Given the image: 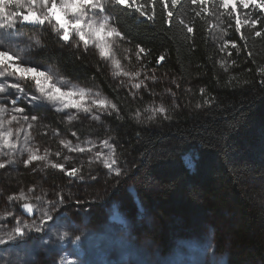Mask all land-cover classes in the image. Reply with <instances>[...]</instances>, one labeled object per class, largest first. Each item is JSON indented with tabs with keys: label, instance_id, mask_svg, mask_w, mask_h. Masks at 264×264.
<instances>
[{
	"label": "trees",
	"instance_id": "1",
	"mask_svg": "<svg viewBox=\"0 0 264 264\" xmlns=\"http://www.w3.org/2000/svg\"><path fill=\"white\" fill-rule=\"evenodd\" d=\"M139 3L147 5L149 0ZM206 7L211 12L197 16L200 7L181 0L171 25L159 2L154 19L135 9L112 7L129 55L147 71L172 78L178 97L175 103L167 100L169 118L151 120L144 112L137 119L135 113L141 114L154 100L149 90L118 82L94 50L65 43L51 30L43 34L38 60L52 63L71 80L98 86L119 112L105 115L100 123L87 117L66 123L50 109L38 108L36 113L47 121L50 134L45 139L52 144L57 141L49 136L59 128L82 137L111 135L115 156L128 172L122 178H106L99 168V194L108 197L97 201V208L104 211L118 202L134 216L139 211L137 197L153 215L139 230L163 246L182 234L210 232L231 264H264V189L257 184L264 170V76L259 73L264 67V37L257 38L245 26L243 43L219 0H210ZM237 10L244 19L245 9ZM246 10L249 18L264 16L259 9ZM188 26L194 27V34L187 33ZM226 41L238 43L240 50L230 45L221 50ZM138 46L146 50L142 58ZM160 55L165 57L162 62ZM187 154L194 160L191 166ZM26 169L21 174L1 172L2 186L12 189L31 181L34 176ZM83 173L90 175L88 170ZM50 181L72 194L80 186L78 180L57 175Z\"/></svg>",
	"mask_w": 264,
	"mask_h": 264
},
{
	"label": "rangeland",
	"instance_id": "2",
	"mask_svg": "<svg viewBox=\"0 0 264 264\" xmlns=\"http://www.w3.org/2000/svg\"><path fill=\"white\" fill-rule=\"evenodd\" d=\"M113 5L114 3L105 0L104 11L88 9L87 16L90 19L96 20H102L107 16L110 26L118 30L112 12ZM238 6L243 7L239 4L237 7ZM249 8L255 7L250 6ZM246 13L248 15L251 14L250 11L245 9V14ZM18 29L19 31L15 35L12 34L14 30L0 29V39L4 40L5 50H11L13 54L20 55L22 59L29 60L34 66H44L45 70L51 71L54 81L63 79L67 82V87L61 84L62 88H75L77 90L84 88L89 90L93 98H106L111 103H114V101L98 86L71 80L63 76L52 63L38 60V55L43 49V34L46 30H51L50 25H25L18 22ZM52 34L57 35L55 32H52ZM30 40L33 42L39 40L40 45L26 47V44H28ZM77 40L78 38L74 37L72 42L74 46H76L74 41ZM112 43L113 58L121 62V67L124 71L131 73L139 71L141 73L138 78L125 77L123 74L117 75L116 73L118 70L115 68L112 59L102 58L106 61L112 77L134 90H137L134 88V84L143 80L144 85H142L140 89L145 91L149 90V94L151 93L154 97V100L146 106L139 117L142 118L144 112V117L151 120L159 118L160 116L165 117L159 113L154 114L152 109L160 106H164L167 109V100L173 101L174 103L177 102L176 97H178V95L173 88L174 84L172 78L157 74L155 71L149 72L144 69L143 66L140 65V62L126 51V47L123 45L121 38H113ZM79 48L85 50L83 45H80ZM87 50H94L99 55V50L93 45H89ZM123 53L126 55L125 59H123ZM152 77H155V79H152ZM26 92L27 95L17 93L12 98L17 99V107H23L25 109L23 115L29 117L36 115L39 117L38 122H33L31 139L29 141L30 145L39 147V154H43L45 149H48L51 153L48 159L54 163H64L66 168L72 166L80 167L82 169L81 174L85 176L84 180L71 178L73 181L78 180L77 184L80 185L72 194L73 199L79 200L80 204H69L63 208L65 217L69 218L71 222L76 225V228L69 229L62 223L58 230H67L72 237H74V235H87L89 238L78 245L74 241L70 242L69 238H66L62 242L58 241L54 235L56 229H50L48 234L32 232L29 235L32 236L33 239L29 240L26 244H22L21 246H16L15 243H11L7 246L0 245V264H20V262L25 260L28 261V264H62L65 259H76L77 264H81V262H83V264H231L227 255L217 250L215 241L210 232L199 235L191 233L182 234L172 243L165 246L144 234L142 230H139V227L144 228L143 224L148 226V223H145V219L152 220L153 215L150 211L142 207L137 197L135 198L138 203L139 211L134 216L127 215L118 202H114L108 207L106 206L104 211L101 208H97L96 202L108 197L107 193L99 194L100 184H102L100 173H98L99 168H103L106 178L113 176L108 175L107 168L100 163H93L90 165L89 159L94 156L97 151H102L105 154L109 153L108 148L101 147L103 140H109V143L115 149V143H113L111 135L105 134L102 136L91 135L82 137L74 131H66V129L59 128L55 129L49 136V138H54L57 141L56 144L50 143L45 139L50 134L47 130V124H45L47 121L45 118L40 117L36 111L38 108H42L45 111H48V109L56 111V107L58 106L47 101H41L37 105L29 104L28 97L38 93L31 85L26 87ZM8 107L10 108L11 106L8 105ZM56 112L61 115V119L66 121V123L77 121L82 117H87L90 120L100 123L103 122V120L105 121V115L116 112V110L109 108L107 110L95 111L94 114L100 115V120L92 119L93 114L79 112L76 109H65ZM69 114L78 115L79 118L69 122L67 121V115ZM23 124L24 122L21 121V125ZM19 126L20 125H16L15 127ZM73 133H75V135H73ZM61 140L71 141L73 147L77 145L86 148L93 145L95 147L92 148L91 152L76 153L65 148L64 145L60 143ZM57 151L61 152L60 157L55 156ZM27 156L28 153L19 155L17 163L9 165L5 170H0V173L9 171L14 174H21L26 169L21 161L27 159ZM66 157L68 159H65ZM114 157L117 159L115 153ZM3 158L4 157H0V159ZM185 158L190 166L193 165L194 160L192 155L187 154ZM26 170H28V173L32 174L34 178L25 184L23 183L12 189H6L0 182V215H3L8 210H13L21 219L30 223L31 220H29V216L33 214L24 213L22 207L19 206L22 202H16V205L10 208L7 202V196L13 193L18 194L19 191L23 190L30 196L47 194L48 199H53V193L59 192L61 187L53 185V182L50 181L51 175H57L60 178L69 177H66L59 170L54 169L47 161L33 162ZM86 170L90 172L89 176L95 177V179L89 180L88 176L83 173V171ZM257 184L261 185L264 189V170L263 176ZM32 187H35L36 190L33 193H29L28 189ZM80 193L85 196L83 197ZM89 200H92V203H86V201ZM38 214V212L35 213V215ZM135 224H137V227H135ZM9 227H11V224H9ZM40 237H43V239H40Z\"/></svg>",
	"mask_w": 264,
	"mask_h": 264
},
{
	"label": "snow or ice",
	"instance_id": "3",
	"mask_svg": "<svg viewBox=\"0 0 264 264\" xmlns=\"http://www.w3.org/2000/svg\"><path fill=\"white\" fill-rule=\"evenodd\" d=\"M116 6L135 9L141 15L148 16L149 19L155 18L156 4L161 5V12L165 15L166 22L171 25L174 18V9L181 3V0H149L147 5L139 3V0H109ZM210 0H191V4L198 5L201 9L196 15L200 16L203 13L211 12L209 7H206ZM242 5L244 9L254 6L256 9L264 12V0H219V8L225 10L227 14L234 19L235 29L240 33L239 39L243 43H247V39L241 31L245 26L250 27L254 31L257 38L264 37V16L249 18L245 14L244 19H241L240 13L237 10V5ZM105 10V0H0V29L14 30L15 35L18 29V22L22 24H37L50 25L58 38L65 43H72L74 37L78 38L77 47L83 45L87 50L89 45H93L99 50V56L104 59H112L115 68L118 70L117 75L123 74L125 77H140L139 71L131 73L126 72L121 67V62L113 58V38H122L123 33L115 27L110 26L109 18L105 16L102 20L90 19L87 16V10ZM149 9L152 15H149ZM215 15V13H212ZM259 29V30H257ZM187 33L194 34V27L188 26ZM40 41H29L26 47L39 46ZM231 46L240 50V45L233 41H226L222 45L225 47ZM142 54L146 55V50L142 46H138L137 56L142 58ZM249 57L251 52H247ZM165 60L163 55H160L158 62ZM235 63V61H233ZM259 73L264 76V67L259 68ZM155 79V77H152ZM47 82V86L44 85ZM260 84L264 85V79L260 80ZM31 85L36 89V95L28 97V103L37 105L41 101L51 102L57 105L56 111L65 109H76L79 112L93 114L92 119L100 120L99 114H94L98 110H107L109 108L119 112L117 105L111 103L106 98H93L89 96V90L80 88H62L56 84L50 70H45L44 66H34L27 59H22L20 55L13 54L11 50H5L4 40L0 39V170H5L9 165L18 162L19 155L28 153L27 159L21 161L27 168L33 162L47 161L54 169L62 172L66 177L84 180L85 176L81 174L80 167H65L64 163H54L49 160L51 154L48 149H45L43 154L40 153L39 147H33L29 141L31 139V129L33 122H38L39 117L33 115L31 117L23 115L25 109L17 107V99L12 98L17 93L27 95L26 87ZM144 85V81L134 84L135 89H140ZM146 86V85H145ZM12 90V91H10ZM203 94L204 89H201ZM135 95V93H133ZM76 96L77 101H69L65 97ZM92 99V105L86 103L88 99ZM211 101L206 100L205 103ZM8 105L11 107L9 108ZM200 107V105H197ZM153 113H159L167 116V109L164 106L152 109ZM138 119L140 113H135ZM78 115H67V121L71 122L78 119ZM21 121L24 122L21 125ZM31 121V122H30ZM20 125L19 127H15ZM75 135V133H73ZM23 137V139H22ZM60 143L65 148L72 152L85 153L91 152L95 147H81L79 145L73 147L71 141L61 140ZM101 147L108 148L109 153L105 154L102 151H97L94 156L90 157L89 164L100 163L108 170V175L115 178H122L127 175V167H121L118 160L114 157L115 149L109 143V140H103ZM56 157L61 156V152L55 153ZM65 159H68L67 157ZM126 165V162H125ZM89 180L95 177L88 176ZM35 187L29 188L28 192H35ZM54 198L48 199L47 194L30 196L23 190L18 194L13 193L7 196V202L11 207L16 205V202H22L19 206L24 209V213L33 214L29 216L31 222H26L13 210L6 211L0 215V245H9L15 243L16 246L26 244L33 239L29 234L45 233L48 234L50 229H56L54 235L58 241H64L69 238L70 242H76L78 245L88 240L87 235L71 236L70 232L59 231L60 224H64L69 229H75L76 225L64 215L63 208L69 204H80L79 200L73 199L70 192H65L61 189L59 192L53 193ZM34 201V202H32ZM39 213L35 215V213ZM11 224V227H9ZM43 239V237H40ZM20 264H28V261H22ZM62 264H77L76 259L64 260ZM83 264V262H81Z\"/></svg>",
	"mask_w": 264,
	"mask_h": 264
},
{
	"label": "clouds",
	"instance_id": "4",
	"mask_svg": "<svg viewBox=\"0 0 264 264\" xmlns=\"http://www.w3.org/2000/svg\"><path fill=\"white\" fill-rule=\"evenodd\" d=\"M78 43H79L78 40H77V41H74V44H78ZM55 82H56V84L59 85L60 87H61V84H64L65 87H67V82L64 81L63 79H57ZM43 83H44L45 86H47V82H46V81H44ZM89 96L92 97V94H91L90 92H89ZM65 98H66L67 100H69V101H77V100L79 99V98L76 97V96H67V97H65ZM86 103L89 104V105H92L93 101H92V99L90 98V99H88V100L86 101Z\"/></svg>",
	"mask_w": 264,
	"mask_h": 264
}]
</instances>
